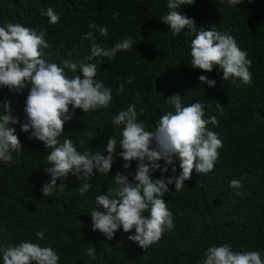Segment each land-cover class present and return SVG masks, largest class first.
<instances>
[{"label": "trees", "instance_id": "trees-1", "mask_svg": "<svg viewBox=\"0 0 264 264\" xmlns=\"http://www.w3.org/2000/svg\"><path fill=\"white\" fill-rule=\"evenodd\" d=\"M49 7L60 14L61 23L51 25L49 18L41 15ZM168 11L167 0H0V25L23 23L47 29L51 47L46 53L58 63L68 58L69 52L73 60L91 54V41L81 37L92 23L108 28L106 37L98 31L95 37L105 48L126 38L135 40L132 51L118 53L113 60L105 58L100 66L97 78L113 89L111 108L89 114L77 109L65 124V134L77 143L78 150L105 151L107 155L109 136L120 135L112 118L132 103L138 111L144 110L139 119L154 129L163 114L174 110L167 98L177 93L186 106L197 101L206 105L205 119L215 116L219 122L208 127L219 134L224 145L212 173L200 175L194 170L186 188L179 192L170 185L165 199L176 227L144 250L129 240L133 233L122 228L112 241L92 230V198L115 188V175L135 171L137 162L126 171L123 158L116 159L107 177L97 171L85 196L78 190L82 182L70 174L66 181H58L67 184L64 191L45 197L42 188L51 180L46 172L50 150L38 139H29L30 133L21 131V125H13L24 150L14 153L11 164H0V247L24 240L36 242V233L46 230L41 243L58 251L61 264H201L209 246L223 243L232 244L237 251H260L264 258V0H244L235 7L221 5L218 0H196L181 9V14L195 20L198 29L215 26L237 39L252 60L251 85L239 80L231 84L219 69L206 73L192 68L194 37L174 36L161 21ZM201 75L216 80V87L201 84ZM130 77L135 78L132 84L127 83ZM28 94L29 90L20 95L0 88V103L10 102L21 124L27 118ZM179 165L177 161V175L182 171ZM161 175L158 171L153 179ZM167 175L171 176V171ZM233 179L242 180L244 187L239 191L243 196L230 186ZM93 246L95 260L87 256Z\"/></svg>", "mask_w": 264, "mask_h": 264}, {"label": "clouds", "instance_id": "clouds-1", "mask_svg": "<svg viewBox=\"0 0 264 264\" xmlns=\"http://www.w3.org/2000/svg\"><path fill=\"white\" fill-rule=\"evenodd\" d=\"M218 2L235 7L244 0ZM195 3L196 0H167L169 11L161 20L174 36L194 37L190 45L191 67L206 73L219 69L225 81L235 84L239 80L251 85L252 60L237 39L215 26L198 29L194 19L181 14L182 6ZM41 15L48 17L51 25L61 23L60 14L51 7ZM88 27L89 31L81 39L91 41V54L73 60L69 52L68 58L58 63L46 53L51 47L46 39L47 29L38 30L23 23L0 25V88L7 87L20 95L29 90L24 108L27 118L22 124L10 102L0 103L3 109L0 112V164H11L14 153L24 150L13 125H21V131L30 133L29 139H38L50 150L46 155L50 165L46 172L51 180L42 188L45 197L64 191L67 184H58V181H66L70 174L82 182L78 190L85 196L92 188L90 180L97 171L107 177L116 159L123 158L126 171L132 169L133 161L137 162L135 171L115 175V188L92 198V230L112 241L122 228L125 233H133L129 240L148 250L176 227L174 213L165 199L171 192L170 185L179 192L186 188L185 182L191 179L194 170L200 175L214 171L224 145L219 134L208 125L218 126L219 122L215 116L205 119V104L197 101L186 106L177 93L167 98L174 110L163 114L154 129L150 130L139 119L144 110L138 111L137 104L132 103L112 118L120 135L109 136L107 155L105 151L93 154L89 150H78L77 143L65 134V124L75 117L77 109L89 114L111 108L113 89L97 78L100 66L105 58L113 60L118 53L132 51L135 45L134 39L126 38L112 48H105L95 37L97 31L106 37L108 28L95 23ZM186 28L190 31L186 32ZM134 79L130 77L127 83L132 84ZM199 80L212 88L217 84L208 75H201ZM119 92H125L123 86ZM177 161L182 169L179 175ZM158 171L161 178L153 179ZM169 171L171 176L167 175ZM230 186L238 189L236 195H244L239 191L244 187L242 180L233 179ZM45 231L36 233V242L24 240L17 245L0 247V264H61L58 251L41 243L45 240ZM96 252L93 246L87 250V256L95 260ZM201 264H264V258L260 251H237L232 244L223 243L209 246Z\"/></svg>", "mask_w": 264, "mask_h": 264}, {"label": "bare ground", "instance_id": "bare-ground-1", "mask_svg": "<svg viewBox=\"0 0 264 264\" xmlns=\"http://www.w3.org/2000/svg\"><path fill=\"white\" fill-rule=\"evenodd\" d=\"M256 248H257V247H256ZM256 248H255V249H256ZM258 249H259V248H258ZM260 249H262V248H260ZM252 250H253V249H252Z\"/></svg>", "mask_w": 264, "mask_h": 264}]
</instances>
